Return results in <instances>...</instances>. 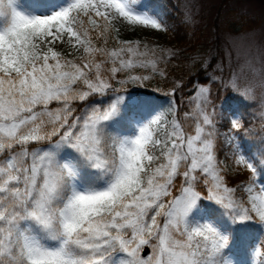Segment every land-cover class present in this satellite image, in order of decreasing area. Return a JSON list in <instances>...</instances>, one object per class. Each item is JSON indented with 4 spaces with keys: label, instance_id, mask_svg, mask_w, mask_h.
<instances>
[{
    "label": "rangeland",
    "instance_id": "rangeland-1",
    "mask_svg": "<svg viewBox=\"0 0 264 264\" xmlns=\"http://www.w3.org/2000/svg\"><path fill=\"white\" fill-rule=\"evenodd\" d=\"M181 2L185 17L207 22L219 0ZM33 4V0H0V264H128L115 260L116 252H112L115 246L131 258L132 264H190L192 257L184 248L186 244L175 240L169 227L185 232L184 221L198 198L219 202L229 195V189L220 182V168L208 128L209 116L203 111L208 87H196L189 116L175 121L181 151H171L163 167L151 169L148 184L142 186L139 181L142 170L152 160L148 149L152 127L144 116L130 112L134 131L122 137L117 163L106 160L100 147L102 128L118 119L125 103L136 105L138 97L116 93L99 76L85 79L84 89H80L73 86V81L88 69L75 63L66 67L63 61L50 63L47 58L38 66L33 60L36 55L50 57L58 50L55 43L66 36L72 37L68 19L73 9H95L110 22L115 13L125 18L150 40L146 43L150 45L147 50L143 47L145 44L125 46L128 54L118 59L110 72L116 73L119 67L131 69L142 62L147 64L151 58L149 52L156 50L152 40L163 37L158 19L147 11L133 8L130 0H70L67 5L59 4L43 11ZM230 6L258 15V26L244 31L238 27L235 32H228L222 20ZM220 9L222 13L213 16H217V21L219 18L225 61L218 58L213 68L225 69L224 85L246 100H257L264 116V3L233 0L229 7ZM60 27L62 32L58 30ZM210 48L196 60L201 58L203 65L207 64L218 53L217 48ZM68 53L75 55L74 48ZM149 75V72H139L135 79L143 82ZM91 95H96V99L88 102ZM74 100L81 102L78 113L72 109ZM102 100L103 109L100 108ZM159 119L154 116L152 123H158ZM230 134L238 146L237 153L232 164L221 161L220 165L224 169L254 172L255 180L246 186L244 207L261 221L264 234V181L258 179L253 159L239 144L238 134ZM54 135L56 139L49 144L37 146ZM61 157L69 159L62 161ZM75 160L86 167L88 178L102 184L85 189L76 178ZM179 169L182 180L177 189L179 193L165 209V221L156 227L159 234L154 229L149 236L144 235L148 207L165 196L166 184H171ZM65 170L71 174L73 187L64 202L61 200L64 190L62 195L61 190ZM196 170L207 185L205 195L194 187ZM121 191L133 192L109 216H96ZM238 220L242 222L241 217ZM16 224L22 228L18 232L20 244L14 249V243L9 240L13 239L10 233ZM82 231L87 235L80 236ZM191 232L202 238L199 244L190 245L191 253L204 252L206 246L217 250L223 244V235L216 232L208 217L192 225ZM145 245L149 251L142 256ZM106 252L110 253L107 257ZM250 252L249 263L232 253L224 257L222 264H257L262 255L259 244L255 243ZM22 256L28 261L22 262Z\"/></svg>",
    "mask_w": 264,
    "mask_h": 264
},
{
    "label": "trees",
    "instance_id": "trees-1",
    "mask_svg": "<svg viewBox=\"0 0 264 264\" xmlns=\"http://www.w3.org/2000/svg\"><path fill=\"white\" fill-rule=\"evenodd\" d=\"M232 1L219 0L218 6L212 7L207 22L202 20L198 22L194 18L185 17V7L181 0H130L133 8L147 11L158 19L163 29V37L162 40H152L151 43L156 45V50L153 48L152 53L149 52L148 56L151 58L147 64L142 62V65L137 64L131 69L119 67L114 74L110 72V69L118 63V59L122 60L128 54L124 51L125 46L133 45L136 47V45L145 44L143 47L147 50L150 45L148 46L146 43L150 40L142 36L136 25L116 13L113 21L110 22L99 10L73 9L68 19L72 37L66 36L62 41L55 43L54 45L58 50L50 57L36 55L33 60L38 66L43 64L47 58L50 63L53 60L63 61V65L66 67L75 63L84 69H88V72L80 74L81 78L73 81V86L80 89H84L83 82L85 79H95L99 76L110 87L114 88L116 93L126 92L138 97L139 102L136 105L129 106L125 103V108L121 110L118 119L102 128L100 147L106 160L112 159L117 163L118 146L123 140L122 137L129 136L134 130L129 113L133 111L135 114L144 116L152 127L151 141L148 146L152 160L150 166L142 170L139 178L142 186L148 184L152 175L151 169L159 170L166 162L169 153L181 151V147L177 145L181 141V137L178 136L175 121L176 119L182 120L184 115L189 116L188 111L193 105L191 100L196 87L203 85L208 87V98L204 102L203 111L209 116L210 126L208 128L212 132L214 156L217 167L220 168V182L229 189V195L228 199L225 198L219 202L198 198V202L192 207L184 221L185 232H181L178 227H169L170 234L174 239L181 240L186 244L184 248H186L187 254L192 257L190 264H222V260L229 253H237L243 261L249 263L250 252L248 251L256 241L259 242L262 252L257 264H264L262 223L244 207L246 205V186L251 184L255 177L251 171H234L230 168L224 169L220 165L221 161L233 163L236 147L227 139V129L231 125L228 112H238L242 123L239 129L241 143L245 152L251 155L254 165H256L258 178L264 181V116L259 102L246 101L234 94L228 85H224L223 79L226 72L213 68L215 62L219 60L218 58L222 59L223 62L225 61L221 48L222 37H220V26L218 25L219 18L217 21V16L213 15H220L222 13L220 8L226 5L229 7ZM260 1L264 3V0ZM33 2V6L37 5L35 6L36 9L47 10L49 7L59 4L67 5L70 0H33ZM230 7L226 11L227 14H224V20H222L228 32H235L238 27L240 31H244L258 26L260 18L258 15L253 16L247 11H241L238 6ZM58 30L62 32L61 27ZM210 47L217 48L218 53L212 55L210 61L203 65L201 58L196 59L202 52L205 53L211 49ZM71 48H74L76 56L69 55L68 52ZM136 63L140 62L137 60ZM96 71H98L97 74ZM139 72H149V78L139 82V79H135ZM101 95H105V93ZM95 96H89L88 102L95 101ZM80 104L81 102L78 100L71 102L74 112L81 111ZM104 106L105 103L102 100L100 108L103 109ZM155 114L159 116L160 120L153 124L152 118ZM56 137L57 135H54L49 140L37 144V146L47 145ZM32 146L30 145V147ZM74 163L78 169L76 178L80 180L83 186L88 189H95L102 184V181L96 182L94 179L88 178L87 169L79 160H75ZM114 170L115 168L112 172ZM179 172L180 169L172 178L171 184H166L165 196L162 199L157 198V203L148 207L150 209L146 216L148 227L144 235L149 236L148 233L154 229L159 234L156 227L165 221V209L171 205V200L179 193L177 189L182 181ZM195 175L197 177L194 187L201 191L202 195H205L206 190H208L207 185L199 178L198 170H196ZM70 178L71 174H64V188L61 190V195L64 190L61 199L64 202L68 199L71 187H73ZM130 193L121 191V195L105 204V208L96 216H109L113 209L116 210L121 207L122 200L127 198ZM57 207L58 210L61 208L60 205ZM205 217L213 221L216 232L224 234L226 237L217 250L208 249L206 246L204 252L191 253L190 245L199 244L202 239L191 232V226ZM239 217L242 218V222L238 220ZM21 228L20 224H16L10 233L11 236L9 235L13 238L11 240L9 237V241L14 243V249H16L17 244H20L18 232ZM86 235L85 231L80 232V236ZM69 236L72 237L73 235L70 234ZM16 251L14 250L15 254ZM113 251L116 252L114 254L115 260L132 264L131 258L119 250L117 246L113 247ZM10 253L14 254L11 251ZM109 254L106 252V257ZM20 259L22 262L28 261L25 256Z\"/></svg>",
    "mask_w": 264,
    "mask_h": 264
},
{
    "label": "water",
    "instance_id": "water-1",
    "mask_svg": "<svg viewBox=\"0 0 264 264\" xmlns=\"http://www.w3.org/2000/svg\"><path fill=\"white\" fill-rule=\"evenodd\" d=\"M148 251H149V248L146 246V248H144L142 253H141L142 256H145Z\"/></svg>",
    "mask_w": 264,
    "mask_h": 264
}]
</instances>
